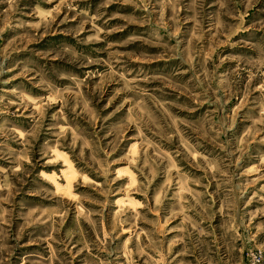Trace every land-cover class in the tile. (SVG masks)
Wrapping results in <instances>:
<instances>
[{"label":"rangeland","instance_id":"rangeland-1","mask_svg":"<svg viewBox=\"0 0 264 264\" xmlns=\"http://www.w3.org/2000/svg\"><path fill=\"white\" fill-rule=\"evenodd\" d=\"M251 253L264 0H0V264Z\"/></svg>","mask_w":264,"mask_h":264},{"label":"built area","instance_id":"built-area-1","mask_svg":"<svg viewBox=\"0 0 264 264\" xmlns=\"http://www.w3.org/2000/svg\"><path fill=\"white\" fill-rule=\"evenodd\" d=\"M245 264H261V258L256 257L254 254H252V258H250V256L248 255V257L246 258Z\"/></svg>","mask_w":264,"mask_h":264}]
</instances>
